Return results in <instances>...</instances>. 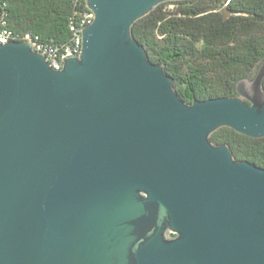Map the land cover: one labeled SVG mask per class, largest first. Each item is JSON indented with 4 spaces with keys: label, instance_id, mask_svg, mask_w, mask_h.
Wrapping results in <instances>:
<instances>
[{
    "label": "water",
    "instance_id": "1",
    "mask_svg": "<svg viewBox=\"0 0 264 264\" xmlns=\"http://www.w3.org/2000/svg\"><path fill=\"white\" fill-rule=\"evenodd\" d=\"M180 1L87 0L60 70L0 44V264H264V169L211 141L264 139V62L237 96L184 102L133 37Z\"/></svg>",
    "mask_w": 264,
    "mask_h": 264
},
{
    "label": "trees",
    "instance_id": "2",
    "mask_svg": "<svg viewBox=\"0 0 264 264\" xmlns=\"http://www.w3.org/2000/svg\"><path fill=\"white\" fill-rule=\"evenodd\" d=\"M224 8L231 13L228 19ZM0 10L8 29L21 38L31 34L51 45L72 39L73 0H0ZM133 37L154 64L165 66L184 102L232 98L237 83L252 79L264 62V0L164 3L134 25ZM211 141L228 144L236 161L264 169V139L222 128Z\"/></svg>",
    "mask_w": 264,
    "mask_h": 264
},
{
    "label": "built area",
    "instance_id": "3",
    "mask_svg": "<svg viewBox=\"0 0 264 264\" xmlns=\"http://www.w3.org/2000/svg\"><path fill=\"white\" fill-rule=\"evenodd\" d=\"M75 12L71 18L69 29L72 39L65 45H51L40 41L39 37L31 34L23 38L20 34H14L8 29L5 13L0 10V44L10 42H35V51L42 53L53 70L63 69V58L70 55H80L83 44V29L91 25L95 20V14L87 8V0H73ZM85 5V8H84Z\"/></svg>",
    "mask_w": 264,
    "mask_h": 264
},
{
    "label": "rangeland",
    "instance_id": "4",
    "mask_svg": "<svg viewBox=\"0 0 264 264\" xmlns=\"http://www.w3.org/2000/svg\"><path fill=\"white\" fill-rule=\"evenodd\" d=\"M176 8V6H169V7H167V10H171V9H175ZM224 10H225V8L223 9V12H224ZM231 15H229V17H230ZM198 48L199 49H201L202 48V44H200V45H198Z\"/></svg>",
    "mask_w": 264,
    "mask_h": 264
},
{
    "label": "flooded vegetation",
    "instance_id": "5",
    "mask_svg": "<svg viewBox=\"0 0 264 264\" xmlns=\"http://www.w3.org/2000/svg\"><path fill=\"white\" fill-rule=\"evenodd\" d=\"M175 237H176V235H173V234H170V235H169V238H170V239H173V238H175Z\"/></svg>",
    "mask_w": 264,
    "mask_h": 264
}]
</instances>
